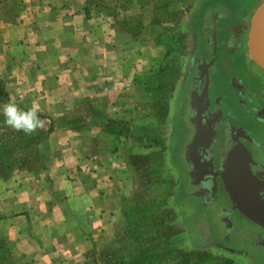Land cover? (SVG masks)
I'll return each instance as SVG.
<instances>
[{"label": "crops", "instance_id": "0c3cea01", "mask_svg": "<svg viewBox=\"0 0 264 264\" xmlns=\"http://www.w3.org/2000/svg\"><path fill=\"white\" fill-rule=\"evenodd\" d=\"M244 3L0 0V105L37 107L44 129L25 135L0 116V264H261L263 250L213 240L205 207L197 208L181 178L177 144L169 150L173 139L145 129L132 135L131 122H109L112 113L165 98L172 67L144 57L153 45L176 44L164 35L165 16L231 13L235 55L248 19ZM132 63H146L145 72ZM148 79L156 87L144 88ZM71 98L93 112L92 122H51L57 105L71 110ZM34 137L41 147L33 150ZM153 137L159 144L150 148Z\"/></svg>", "mask_w": 264, "mask_h": 264}, {"label": "flooded vegetation", "instance_id": "af4514ba", "mask_svg": "<svg viewBox=\"0 0 264 264\" xmlns=\"http://www.w3.org/2000/svg\"><path fill=\"white\" fill-rule=\"evenodd\" d=\"M208 15V22L201 24L200 28L201 34L206 37L202 44L207 53L200 55L193 65L191 89L187 94L190 135L179 157L184 161L190 194L198 209L205 207V222L209 224L211 221L209 229L213 240L229 249L243 247L253 252L251 248L256 247L264 251V230L233 209L222 180L229 154L236 148L242 154V165L238 167L246 164L254 176L264 182V142L254 136L246 125L239 123L258 122L259 118L264 120V74L255 71L249 62H243L238 51L233 54L229 41L234 40L228 38L230 29L227 25L234 16L230 13L226 17V14L209 11ZM229 54H233L234 58L231 59ZM244 72L250 83L254 78L263 80L262 86L257 85L258 90L263 92L249 94L242 90L243 101L235 96L231 99L228 91L237 89L239 73L243 76ZM239 106L243 110H237ZM242 147L249 152L250 158L246 159ZM249 238L251 242L246 243Z\"/></svg>", "mask_w": 264, "mask_h": 264}, {"label": "rangeland", "instance_id": "374dc122", "mask_svg": "<svg viewBox=\"0 0 264 264\" xmlns=\"http://www.w3.org/2000/svg\"><path fill=\"white\" fill-rule=\"evenodd\" d=\"M195 1V5H198L202 2V0H185L186 3ZM264 1V0H263ZM262 1V2H263ZM244 9L247 14V21L245 25H242L241 31L243 33V37L241 38L240 42H242V48L239 50V54L242 57L243 62H249L251 66H256L255 62L253 61L250 52H249V34H250V27H251V19L256 11L257 7L261 5H251L252 0H244ZM24 3V2H23ZM29 5L28 3H26ZM22 6V3L20 4ZM31 6V5H30ZM176 12V11H174ZM179 14H173L170 16H165V25H167L168 29L164 32L165 37L169 36L170 39H174V42L176 44L172 47H166L164 45L163 48H159V51H156L157 48H155V45L152 46V48H149L147 53H145V58H147L146 63L147 64H154L157 61H150L154 60L156 57L158 60L163 61V63L166 66L172 67L173 71L170 72V78L168 83V88L164 87L165 91V98L163 99L162 103L159 102V104H153L154 100H157V97H154V99H150L148 106L141 108H136L135 106L131 111H127L123 116L112 113L111 115V121L112 122H126L128 125L129 122L133 124L135 127H133V134L136 136H139L140 134H144V129L146 130L145 134H162L156 136L157 138L160 137L161 140H163L166 136L169 139H173L174 142L169 143L168 147L169 150H174L175 144H177L175 149V156H176V163L180 167V169L183 171L181 178L184 179V181H188V176L185 173V166L184 161L182 157H179L181 155V151L184 145V142L190 135V129H189V122H190V106H189V98L187 96L189 90L191 89V78H192V71H193V65L195 63V60L201 55H204L207 53V48L205 45L202 44V40L206 38L201 34V24L204 25V23H207L209 20L208 14H202L199 15L200 10L198 11V14L193 15H187L184 14L179 10ZM183 13V14H181ZM145 20L147 23H149L150 15H147ZM167 21V22H166ZM152 25V24H151ZM148 34H151V32L148 31ZM232 41L229 42V45ZM161 47V46H160ZM160 54H163L160 56ZM229 57L232 59L234 58L233 54H229ZM140 63H132V69H136L137 72H145L146 66ZM74 63L70 64L71 66ZM144 65V69L142 66ZM150 67V66H148ZM241 67V65H240ZM76 70V68L74 67ZM236 69V68H234ZM152 71V70H151ZM149 71V73L151 72ZM240 71V70H239ZM238 71V72H239ZM152 73V72H151ZM178 76V77H175ZM246 73H243V76L239 73V79L237 80V89H230L228 91V96L232 99L234 96L237 97L239 101H243L242 98V90L246 91L249 94H262V89L258 90L259 88L257 85L259 84L262 86L263 80H259L254 78L252 81L253 83L249 82V79H246ZM158 76V75H157ZM250 77V75L248 76ZM150 78V76L148 77ZM145 81V80H143ZM157 83L161 85L160 78L157 79ZM249 82V83H248ZM75 83L72 82L69 84V87H72V85ZM156 84V83H155ZM253 87H251V85ZM153 83H151V79L147 80V84L144 86L148 87V90L150 87H156L152 86ZM54 86V85H53ZM52 86V87H53ZM233 91V92H231ZM161 97V95L159 96ZM37 100V99H36ZM78 100V99H77ZM74 104V100L71 98L69 99L70 102L68 104H72L71 110L69 112L61 111L60 109H57L58 105L55 107L56 110H52V113H49L50 117L49 119L54 122H63V121H69V122H92V118L94 117V114L92 111H82L80 106ZM237 103V101L235 102ZM56 104L53 105V107ZM24 109L23 107H21ZM136 108V109H135ZM237 110H243L241 106H239V109ZM255 112L257 110H254ZM238 112V111H237ZM66 113V114H65ZM98 113V112H97ZM95 113V114H97ZM40 114V113H39ZM65 114V115H63ZM52 116V117H51ZM96 117V116H95ZM99 117V116H97ZM45 119V118H44ZM42 121V120H41ZM3 122V120H2ZM139 122H141V128L139 127ZM161 122L166 127L169 125H172V127L163 130L162 128L155 127L156 124ZM241 124H244L247 126L248 130L251 131L254 136L259 137L261 142H264V120L259 118L258 122H239ZM5 125V124H4ZM8 127V126H6ZM9 128V127H8ZM10 129V128H9ZM43 127L37 129L33 134L38 135L43 131ZM34 136V135H32ZM156 137L151 138V142H147L148 146L151 148L155 145H158L157 141L155 142ZM22 137L17 138L18 144L19 140ZM38 140V137L37 139ZM176 141V143H175ZM34 143H30L29 146L33 150L37 147H41V141H35V137L33 139ZM172 145V147H171ZM20 148V145H19ZM11 150V149H10ZM181 150V151H180ZM3 153L8 154L5 156L4 161H11L6 160L8 156L10 155V151L8 149L3 148ZM21 160V159H20ZM181 186L183 185V182L181 183ZM204 215V214H203ZM250 238L247 240L246 243H250ZM233 246H235V241H233ZM246 246V244H245ZM252 251L259 253L258 248H251ZM261 251V249H260ZM261 252L262 259L260 260L261 264H264V253Z\"/></svg>", "mask_w": 264, "mask_h": 264}, {"label": "water", "instance_id": "95a60500", "mask_svg": "<svg viewBox=\"0 0 264 264\" xmlns=\"http://www.w3.org/2000/svg\"><path fill=\"white\" fill-rule=\"evenodd\" d=\"M264 20V2L257 7L251 19L249 34V52L253 61L264 70V53L261 46L260 27ZM244 156L250 158L249 152L242 147ZM241 152L236 148L230 152L222 180L225 190L237 210L245 219L264 230V182L256 178L251 169L242 165ZM236 168L238 170H236Z\"/></svg>", "mask_w": 264, "mask_h": 264}, {"label": "clouds", "instance_id": "9594fccd", "mask_svg": "<svg viewBox=\"0 0 264 264\" xmlns=\"http://www.w3.org/2000/svg\"><path fill=\"white\" fill-rule=\"evenodd\" d=\"M38 113L39 110L35 106L22 109L14 102L0 105V116L3 117V123L13 131L22 132L25 135H30L43 127Z\"/></svg>", "mask_w": 264, "mask_h": 264}, {"label": "bare ground", "instance_id": "6f19581e", "mask_svg": "<svg viewBox=\"0 0 264 264\" xmlns=\"http://www.w3.org/2000/svg\"><path fill=\"white\" fill-rule=\"evenodd\" d=\"M260 39H261V46H262V50H263V53H264V20L262 21V24H261V27H260Z\"/></svg>", "mask_w": 264, "mask_h": 264}]
</instances>
